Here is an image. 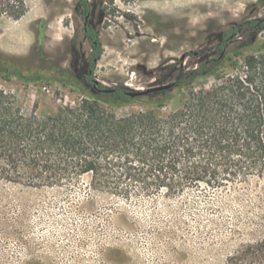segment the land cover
<instances>
[{
  "label": "rangeland",
  "instance_id": "374dc122",
  "mask_svg": "<svg viewBox=\"0 0 264 264\" xmlns=\"http://www.w3.org/2000/svg\"><path fill=\"white\" fill-rule=\"evenodd\" d=\"M88 1L102 47L94 78L135 91L172 83L178 70L214 55L222 30L264 16V0ZM26 6L17 20L0 16V60L57 78L72 69L73 55L85 66L90 46L78 0H26ZM258 36L264 39V31ZM244 37L227 44V56ZM169 64L174 71L166 70ZM9 79L0 73V89L27 116L51 115L85 98L80 86L58 80ZM215 83L210 76L192 87L208 90ZM189 90L174 88L163 112L176 110ZM29 171L41 177L0 180V264H264L258 247L264 243V176L241 175L217 187L189 180L169 195L166 187L142 188L155 181L149 169L134 168L132 177L113 169L97 175ZM117 183L128 186L130 196L115 193Z\"/></svg>",
  "mask_w": 264,
  "mask_h": 264
},
{
  "label": "trees",
  "instance_id": "16d2710c",
  "mask_svg": "<svg viewBox=\"0 0 264 264\" xmlns=\"http://www.w3.org/2000/svg\"><path fill=\"white\" fill-rule=\"evenodd\" d=\"M26 11V0H0L1 17L17 20ZM76 12L90 46L85 66L73 55L72 69L57 78L24 73L0 60L7 81L10 76L26 82L53 79L80 86L85 96L51 115L27 116L16 109L14 96L0 89V180L32 183L41 177L31 174L34 169H80L95 175L99 169H113L126 177L135 175L134 168L149 169L155 181L143 182L142 188L150 192L166 187L175 195L189 180L217 187L241 175L264 176V39L258 36L264 31V16L222 30L214 55L194 68L178 70L169 88L132 96L135 90L125 85L107 87L96 81L93 73L102 47L89 21V1L78 0ZM240 34L245 36L242 47L227 56V44ZM165 68L174 71L175 65ZM210 76L216 83L208 90L192 87ZM184 87L190 90L178 108L164 113L171 91ZM120 184L111 188L130 196V188ZM258 247L264 249V243Z\"/></svg>",
  "mask_w": 264,
  "mask_h": 264
},
{
  "label": "water",
  "instance_id": "95a60500",
  "mask_svg": "<svg viewBox=\"0 0 264 264\" xmlns=\"http://www.w3.org/2000/svg\"><path fill=\"white\" fill-rule=\"evenodd\" d=\"M170 86H172V83H169V84H163V85H158V86H154V87H150L146 90H142V91H133L131 92L130 94L132 96L134 95H139V94H143V93H147V92H150V91H157V90H162V89H167L169 88Z\"/></svg>",
  "mask_w": 264,
  "mask_h": 264
}]
</instances>
